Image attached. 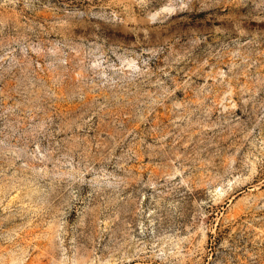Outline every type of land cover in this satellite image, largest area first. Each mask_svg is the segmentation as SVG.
<instances>
[{
	"label": "rangeland",
	"instance_id": "374dc122",
	"mask_svg": "<svg viewBox=\"0 0 264 264\" xmlns=\"http://www.w3.org/2000/svg\"><path fill=\"white\" fill-rule=\"evenodd\" d=\"M0 264H264V0H0Z\"/></svg>",
	"mask_w": 264,
	"mask_h": 264
}]
</instances>
